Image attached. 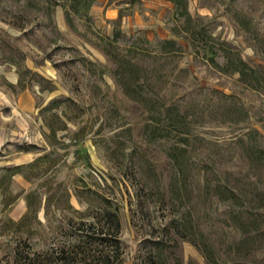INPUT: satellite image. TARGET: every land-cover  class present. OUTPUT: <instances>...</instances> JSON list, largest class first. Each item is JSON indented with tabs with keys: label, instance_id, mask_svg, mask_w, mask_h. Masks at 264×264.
Wrapping results in <instances>:
<instances>
[{
	"label": "rangeland",
	"instance_id": "374dc122",
	"mask_svg": "<svg viewBox=\"0 0 264 264\" xmlns=\"http://www.w3.org/2000/svg\"><path fill=\"white\" fill-rule=\"evenodd\" d=\"M53 1L0 0V169L50 155L27 171L29 179L16 175L0 189V264L20 242L42 248L63 217L90 219L96 201L89 190L107 192L119 206L124 264L141 263L157 244L180 264H264V93L209 65L202 42L219 38L264 70V6L236 0L225 10L226 0H187L205 28L191 26L189 45L169 0H95L89 20L78 10L72 28L62 7L46 9ZM234 13L251 21L249 32ZM115 22L119 54L138 39L149 42L140 41L146 52L134 57L137 70L121 69L128 94L101 51ZM158 40H174L182 51L153 59ZM75 55L103 66L102 80L71 62ZM24 68L46 81L23 75ZM49 82L55 90L42 91ZM58 97L79 106L69 134L86 130L76 142L59 131L51 154L39 111ZM31 191L37 211L22 226L7 223L28 214ZM49 197L53 228L42 209Z\"/></svg>",
	"mask_w": 264,
	"mask_h": 264
},
{
	"label": "trees",
	"instance_id": "16d2710c",
	"mask_svg": "<svg viewBox=\"0 0 264 264\" xmlns=\"http://www.w3.org/2000/svg\"><path fill=\"white\" fill-rule=\"evenodd\" d=\"M94 1L95 0H54L53 3L46 2V9L48 10L57 6L62 7L65 22L67 23V26L72 28V17L78 16V10H83L87 21L89 20L87 12ZM169 1L175 7V16L177 18H183L181 27L183 33H185L184 39L187 40L189 45L190 43L192 45L195 38L193 37L194 35L191 26L194 25L200 27L202 31H204L205 28L198 23L199 21L197 19H193L188 12L187 0ZM235 1L236 0H226L225 10H234L232 9V4ZM246 2L249 6L252 4L264 6V0H246ZM49 14L50 12L46 14L48 21L50 24H53L52 16ZM120 18L119 15L118 19L120 20ZM232 18L241 30L244 32L250 31L249 25L251 21L246 16H240L239 14L234 13ZM113 26V36L111 38L106 37L100 39L102 42L101 51L114 65L112 74L117 85L128 94L127 90L131 86L130 84L125 83V74L121 69L123 68L126 70L128 75L132 74L134 70H137L138 67L134 57L139 53L146 52L143 50L141 43L149 44V42L138 39L125 49V55H121L116 51L118 49L116 42L122 34L116 27L117 22H115ZM51 33L56 36L59 35V32L56 29ZM175 34L178 33L175 32ZM206 37L208 40L205 41L202 39V42L206 46V48H204V58L209 65L218 68L220 71H229L230 73L237 74L240 80L247 81L249 85L264 93V70L261 69V67L250 66L241 58L237 51L233 50V48L226 42L220 41L219 38H214L211 35H207ZM208 41H210L211 44H209L210 42ZM156 48L157 52H155L153 59L173 57L182 51V46L174 40H158ZM70 51L78 54L73 48ZM208 54L209 56H207ZM74 57L71 62H75L81 67L86 68L87 71L94 75L95 79L102 80L105 70L103 66L97 63H92L81 56L79 57L75 55ZM217 58H222L223 63L221 65L218 64ZM54 68H57V66L54 65ZM19 74L21 76L22 72L20 71ZM24 74H30L44 80L39 74L32 72L28 68L23 69V75ZM21 83L22 80H19V84ZM138 85L139 84L136 82L134 87L137 88ZM41 90L51 93L55 90V87L50 83L49 88H41ZM39 114L43 126L47 129V132H43L42 135L48 146L53 150V153L51 154H56L55 145L57 142V133L59 131H66L69 134V124L75 125V119H79L81 116L79 106L70 98L58 97L50 100L44 107H42ZM85 130L86 126H82L77 131L69 134L71 141H82L85 138ZM49 158L50 155H45L35 159L29 164L1 168L0 189H7L12 178L16 175H19L26 180L29 179L27 171L32 172L37 168L39 163L45 162ZM80 193L83 192H79V194ZM86 193L94 194V201H96V204L91 206L93 212L90 219H80L79 221H75L63 217L60 221L56 222L57 233L52 236L49 242H45L42 248L34 249L30 244L20 242L14 248H11L5 258V264H124L125 251L121 240L119 206L113 202L107 192L99 194L98 192L89 190ZM76 195L77 197H80L78 194ZM60 197L67 199L69 193L64 192ZM37 198V191L27 193L25 201L28 214L18 222L8 220L7 223L12 224L14 227L24 225L30 219L31 214L37 211L35 204ZM51 198L52 197L47 198V203L42 207L46 220L44 223L49 228L54 227L53 222L50 221V217L48 216ZM67 210L75 212L69 203H67ZM38 223L39 225H43L41 222ZM202 253L204 255L203 251ZM204 257L208 259L206 256ZM168 258L173 261V264H180L175 256L166 254L163 252L160 245L157 244L155 251L149 253L139 264H165L164 262Z\"/></svg>",
	"mask_w": 264,
	"mask_h": 264
}]
</instances>
